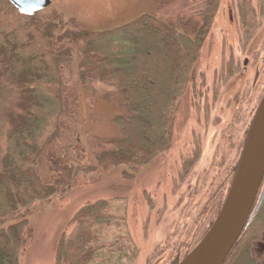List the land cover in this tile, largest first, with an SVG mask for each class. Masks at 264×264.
Segmentation results:
<instances>
[{
    "label": "rangeland",
    "instance_id": "1",
    "mask_svg": "<svg viewBox=\"0 0 264 264\" xmlns=\"http://www.w3.org/2000/svg\"><path fill=\"white\" fill-rule=\"evenodd\" d=\"M239 1L219 0L175 112L171 144L136 170L124 164L102 167L98 162L100 152L110 147L106 140L122 136L113 116L129 113L117 89L99 79V55L82 53L65 39L55 40L57 47L70 45L72 56L59 62L63 110L35 168L44 183H60L46 198L0 216V229L18 217L27 218L19 264H53L58 237L73 227L70 216L99 197L126 196L127 224L138 248L134 264H169L176 251L214 218L231 176L229 156L237 153L236 144L230 143L226 156L219 155L229 133L226 126L238 107V123L251 121L256 97L264 89V15L243 44ZM246 1L257 15L258 0ZM200 4L201 0H50L36 15L58 17L61 32L112 28L151 13L193 36L203 20ZM229 65L234 73L225 78ZM233 140L237 141L235 135ZM195 150L197 157L180 175L183 160ZM255 254L264 260V242L257 244Z\"/></svg>",
    "mask_w": 264,
    "mask_h": 264
},
{
    "label": "trees",
    "instance_id": "2",
    "mask_svg": "<svg viewBox=\"0 0 264 264\" xmlns=\"http://www.w3.org/2000/svg\"><path fill=\"white\" fill-rule=\"evenodd\" d=\"M218 3L201 0L203 20L191 36L151 13H141L112 28L60 32L63 24L58 17L39 19L36 11H22L10 0H0V216L46 198L60 183H44L35 168L63 110L59 62L72 56L70 45L57 47L55 40L65 39L82 53L99 55V79L117 89L129 113L113 116L122 136L106 140L110 147L100 152L98 162L102 167L124 164L136 170L171 144L174 115ZM258 4L256 15L246 0L239 1L243 44L264 15V0ZM233 73L229 65L225 78ZM235 111L219 155L226 156L230 143L236 144L237 153L229 156L231 176L216 210L250 123V119L238 123L236 119L242 117ZM197 155L195 150L183 160L180 175ZM126 204V196L113 195L76 209L68 219L73 225L70 232L56 241L53 264H134L138 248L128 228ZM212 219L195 239L176 251L169 264H175L196 243ZM26 223L27 218L21 216L0 229V264H19ZM263 242L264 198L221 264H264L255 254V247Z\"/></svg>",
    "mask_w": 264,
    "mask_h": 264
},
{
    "label": "water",
    "instance_id": "3",
    "mask_svg": "<svg viewBox=\"0 0 264 264\" xmlns=\"http://www.w3.org/2000/svg\"><path fill=\"white\" fill-rule=\"evenodd\" d=\"M36 11L50 0H10ZM264 198V89L253 113L224 199L196 243L175 264H221Z\"/></svg>",
    "mask_w": 264,
    "mask_h": 264
},
{
    "label": "flooded vegetation",
    "instance_id": "4",
    "mask_svg": "<svg viewBox=\"0 0 264 264\" xmlns=\"http://www.w3.org/2000/svg\"><path fill=\"white\" fill-rule=\"evenodd\" d=\"M231 181V180H230ZM228 188V187H227ZM226 191H227V189H226Z\"/></svg>",
    "mask_w": 264,
    "mask_h": 264
}]
</instances>
